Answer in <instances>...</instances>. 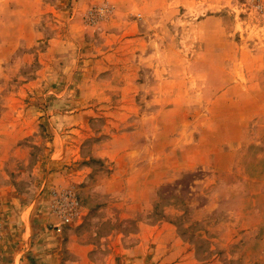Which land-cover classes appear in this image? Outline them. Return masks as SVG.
Masks as SVG:
<instances>
[{
	"label": "rangeland",
	"instance_id": "374dc122",
	"mask_svg": "<svg viewBox=\"0 0 264 264\" xmlns=\"http://www.w3.org/2000/svg\"><path fill=\"white\" fill-rule=\"evenodd\" d=\"M41 219L264 264V0H0V264Z\"/></svg>",
	"mask_w": 264,
	"mask_h": 264
},
{
	"label": "crops",
	"instance_id": "0c3cea01",
	"mask_svg": "<svg viewBox=\"0 0 264 264\" xmlns=\"http://www.w3.org/2000/svg\"><path fill=\"white\" fill-rule=\"evenodd\" d=\"M46 219H41V224L36 229L29 227L30 237L33 239L29 244L17 248L14 252L12 264H31L25 254L32 255L36 264H94L90 254L98 249L93 242L79 241L58 235L46 228ZM54 221V219H52ZM170 224L160 230L159 225L143 227L138 235V240L133 245L125 246L122 236L119 241L108 244L110 252L105 259L107 264H166L179 261L182 264L192 255L178 256L180 247L183 249L184 242L178 236L170 233ZM16 250V249H15ZM66 252V253H65ZM69 255V257H68Z\"/></svg>",
	"mask_w": 264,
	"mask_h": 264
},
{
	"label": "built area",
	"instance_id": "2783aa9c",
	"mask_svg": "<svg viewBox=\"0 0 264 264\" xmlns=\"http://www.w3.org/2000/svg\"><path fill=\"white\" fill-rule=\"evenodd\" d=\"M63 218L65 219L64 222H65V221L68 222V221L71 220V217H70V216L68 217L67 215H66L65 217H63Z\"/></svg>",
	"mask_w": 264,
	"mask_h": 264
}]
</instances>
